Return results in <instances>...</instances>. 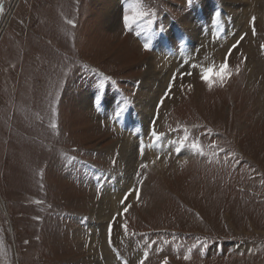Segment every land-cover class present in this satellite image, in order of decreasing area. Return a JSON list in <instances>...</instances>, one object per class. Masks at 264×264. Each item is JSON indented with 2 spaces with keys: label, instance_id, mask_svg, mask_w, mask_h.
Returning a JSON list of instances; mask_svg holds the SVG:
<instances>
[{
  "label": "rangeland",
  "instance_id": "1",
  "mask_svg": "<svg viewBox=\"0 0 264 264\" xmlns=\"http://www.w3.org/2000/svg\"><path fill=\"white\" fill-rule=\"evenodd\" d=\"M201 1L142 0L152 15L127 30L123 15L134 0H4L0 264H139L145 251L144 264H162L165 257L169 264H264L263 3L225 0L233 7L228 15ZM105 11H115V26L108 28ZM195 12L207 14L225 38L205 36L184 54L187 39L176 42L178 22ZM233 13L241 17L239 25L228 30ZM169 29L177 36H170L173 47L166 52L160 41ZM230 31L235 32L227 42ZM239 35L228 55L233 70L239 65V74L209 89L200 79L201 68L190 64L218 66ZM149 37L150 50L145 51ZM177 47L179 55H174ZM181 56L189 59L188 65ZM92 69L111 80H102ZM189 71L191 76L183 75ZM155 78L164 84L163 91H156L148 129L142 132L140 123L129 121L125 127L135 103L149 91L146 86L157 84ZM82 95H88L84 105ZM120 108L125 110L117 116ZM153 127L165 133V141L183 134L172 130L187 127L206 152L213 143L225 152L210 159L187 148L189 156H181L163 141L162 147H149ZM122 140L133 141L130 151L139 162H132L131 176L121 171ZM119 176H126V185ZM133 189L139 190V199L133 191L121 205ZM106 198L114 204L107 207L109 218L102 227L96 217ZM127 205L129 211L112 224L110 245L109 224ZM125 221L128 235L121 228ZM189 248L191 258L185 260Z\"/></svg>",
  "mask_w": 264,
  "mask_h": 264
},
{
  "label": "bare ground",
  "instance_id": "2",
  "mask_svg": "<svg viewBox=\"0 0 264 264\" xmlns=\"http://www.w3.org/2000/svg\"><path fill=\"white\" fill-rule=\"evenodd\" d=\"M105 1H110V2H112V0H105ZM231 1H233V0H231ZM234 1H238V0H234ZM221 2H223V4H222V6L224 7V12L226 11H228V10H230L229 9V7L230 6H227L225 3V0H221ZM196 6V5H195ZM201 6V5H200ZM263 6V5H262ZM107 8H109L108 7V5H107ZM230 8H232L233 9V7H230ZM248 9H250V8H248ZM252 9H253V7H252ZM262 9V8H261ZM241 10V9H240ZM244 9L242 8V11H243ZM247 10V9H246ZM245 10V11H246ZM115 11H105V16H108V20L106 21L107 22V25H108V28H111V26H115V24H116V16H115V13H114ZM116 14L118 15V12L116 11ZM232 14V11H228V15H231ZM234 15H235V13H233ZM244 14H246V13H244ZM222 15H223V13L222 14H220L219 13V18H217V20H218V22H219V19H220V22H221V20H222ZM249 15V14H248ZM212 17V16H211ZM218 17V16H217ZM243 17V16H242ZM210 18V17H209ZM234 18V19H233ZM240 18L241 17H239V14H238V17L236 18V15H235V17H232L231 18V20H230V24H229V26L227 25V23H226V25H227V29L228 30H232V29H234L235 27H237L238 25H239V20H240ZM223 19H224V17H223ZM213 20V19H212ZM226 20H228V19H225L224 21H226ZM214 21V20H213ZM115 22V23H114ZM210 22H211V18H210ZM215 22V21H214ZM217 22V24L218 25H220L219 23ZM242 22V21H241ZM245 24V23H244ZM214 25L215 24H213V27H214ZM243 25V24H242ZM178 26H179V29H178V31H177V33H180V35H179V37H178V40L176 41V42H178V41H180V39L179 38H181L182 36H184L186 39H187V42L185 43L186 45L183 47V48H181L182 50H183V53L185 54H187L189 51H188V49H191L192 47H194V44L195 45H199L202 41H203V39H204V37L205 36H208L209 35V33L211 32V30H212V26L209 24V20H208V17H207V14L205 15V13H202L201 15H199V13L198 12H195V14L192 16V15H185L181 20H179V22H178ZM244 26V25H243ZM113 28V27H112ZM178 28V27H177ZM244 28H245V26H244ZM214 29H216V28H214ZM220 29H223V28H220ZM170 30V29H169ZM168 31V30H167ZM229 32V31H228ZM231 32V31H230ZM224 33H225V31H224ZM204 34V36H202ZM170 36H177V34H176V30L175 29H173V30H170V31H168V35H165V37H163L162 39H161V41H160V46H161V48H164V51H168V50H166V49H168V48H172L173 46H170V44H169V42H170V40H171V37ZM151 37V36H150ZM224 37V36H223ZM177 46V45H176ZM159 50V49H158ZM174 50V49H173ZM179 47H177V48H175V50H174V52L176 53V54H174V55H179ZM194 52H195V50H193ZM193 52V53H194ZM250 52V51H249ZM193 53H190V54H193ZM161 54V53H160ZM165 54V53H164ZM171 54H172V52H171ZM189 54V53H188ZM166 55V54H165ZM160 56H162V55H160ZM164 56V55H163ZM167 56V55H166ZM158 59V58H157ZM164 59V58H163ZM169 59V58H168ZM175 59H176V57H175ZM161 60V59H160ZM166 61H167V59H166ZM158 62V61H157ZM165 62V61H164ZM250 62V61H249ZM255 63H256V61H254ZM253 63V62H252ZM167 65H168V62H167ZM188 67V66H187ZM252 67H254V66H252ZM167 68V67H166ZM164 69V68H163ZM173 69V68H172ZM254 69V68H253ZM261 70H262V67H261ZM165 71V70H164ZM172 71V70H171ZM260 71V70H259ZM263 71V70H262ZM158 72V71H157ZM166 73V72H165ZM164 73V74H165ZM163 74V73H162ZM159 76V75H158ZM169 77V76H168ZM167 77V78H168ZM155 81H157V84L155 85L154 84V88H152V87H149V86H146V88H147V91L148 92H146L145 94H144V99H143V101H141V102H137V103H135V105H134V107H133V117H134V113H135V118H133L132 117V119L130 118H126L125 120H126V122H124V126L126 127V123H127V121H129V123H132L133 122V125H135L136 126V124L137 123H140V126L142 125V127H141V130H142V132L145 130V129H148V127H149V122H150V120H151V118H152V115H153V108H154V102H155V100H156V98H157V93H156V91H159V90H161L162 89V87H163V84L164 83H162L163 82V79L161 80V78H155ZM145 84V83H144ZM166 85V84H165ZM140 87V86H139ZM156 87H157V90H156ZM162 91H163V89H162ZM156 94V97L154 96ZM162 94V93H161ZM194 94V93H193ZM82 105H84L85 103H88V101H87V98H88V95L86 96V95H82ZM131 104V103H130ZM131 107V106H130ZM132 116V115H131ZM150 117V118H149ZM146 118H148L147 119V121H146ZM145 120V122H143ZM153 120V119H152ZM152 122V121H151ZM123 126V127H124ZM151 126V125H150ZM127 127H128V124H127ZM133 128H135L134 126H133ZM128 131V130H127ZM147 132H148V130H146ZM150 132V131H149ZM129 133V132H128ZM139 133H141V132H139ZM145 136H147V133L145 134ZM131 138V137H130ZM152 139V138H151ZM120 142V141H119ZM150 142V141H149ZM121 143H122V145H121V148L119 149V151H120V158H121V162H119L120 164H121V166H122V164H123V169L121 170V171H125L126 172V174H129L130 175V173H131V171L133 172V166L135 167V165H133L132 166V162H133V164L134 163H137L138 162V159H135V160H137V162H135V160L133 161V157H134V152L133 151H130V150H133L134 148H133V141H129V140H126V141H124V140H122L121 141ZM139 143V142H138ZM169 145V144H168ZM138 146V145H137ZM141 146V145H140ZM139 146V147H140ZM162 147V146H161ZM169 147V146H168ZM135 148H137V147H135ZM164 148V147H163ZM162 151V150H161ZM161 151H159V152H161ZM153 152V151H152ZM129 153H130V156H128L129 155ZM137 154V153H136ZM189 151H187V150H183L181 153H180V155L181 156H189ZM136 156V155H135ZM119 158V157H118ZM136 158V157H135ZM129 160L131 161L130 162V164H129ZM139 163V162H138ZM119 164V165H120ZM156 164V163H155ZM139 165V164H138ZM158 165V164H157ZM157 165H156V167H157ZM160 165V164H159ZM162 165V164H161ZM136 167H137V164H136ZM119 168V167H118ZM131 168H133L132 170H131ZM137 169V168H136ZM118 170V169H117ZM168 170V169H167ZM130 172V173H127V172ZM135 172V171H134ZM170 172V171H169ZM122 173V172H121ZM115 174V173H114ZM125 174V175H126ZM128 175V176H129ZM132 175V174H131ZM130 175V176H131ZM130 176H129V178H130ZM120 177V176H119ZM126 177V176H125ZM125 177H123V176H121L120 177V181L122 180L123 181V183H122V185H126V180L124 181V179H125ZM129 178H127V179H129ZM163 180V179H162ZM120 181H118L117 183V185L116 186H119L120 185ZM121 181V182H122ZM105 182V181H104ZM128 182V181H127ZM115 185V184H114ZM107 186V185H106ZM115 186V187H116ZM127 186H128V183H127ZM104 187V186H103ZM117 188V187H116ZM114 189V188H113ZM108 191V190H107ZM114 193V192H113ZM112 196V195H111ZM118 196H120V195H118ZM108 197V196H107ZM115 197H116V195H115ZM116 201V200H115ZM114 204V203H113ZM111 202H109L108 201V199L106 198V199H102V202L99 204V207H98V211H97V217H96V219H99L100 220V224L102 223V225H100V226H102V227H104L105 225H106V221L108 220V218H109V215L108 216H106L105 215V211L108 209V208H110V207H112V205H113ZM109 206V207H108ZM108 207V208H107ZM111 209H113V208H111ZM111 214V213H110ZM109 222V221H108ZM106 228V227H105ZM104 228V229H105ZM106 230V229H105ZM110 255L106 252V250H105V260H107V262L110 260Z\"/></svg>",
  "mask_w": 264,
  "mask_h": 264
},
{
  "label": "snow or ice",
  "instance_id": "3",
  "mask_svg": "<svg viewBox=\"0 0 264 264\" xmlns=\"http://www.w3.org/2000/svg\"><path fill=\"white\" fill-rule=\"evenodd\" d=\"M192 2H193V0H188L189 4H191ZM4 12H5L4 0H0V14H4ZM151 15H152V13L150 11L145 10L142 7V0H134V3L129 5L128 9H126V11L123 15L124 27L127 30H131V28L134 24L138 23L141 20L146 19L147 17H149ZM252 19L254 22L255 17H253ZM148 22H149V24L151 23L150 20ZM68 23L72 24L73 22L68 21ZM232 47L235 48L236 45H233ZM261 48L264 49V45H261ZM143 49L145 51H149L150 50V42H145L143 44ZM230 53H231V50H229V53H227L225 55L223 61L218 66L215 64V62H213L211 64V66H209V67H201L200 65H198L196 63H191L190 67L193 69H196L198 67L201 68L200 79L207 85V87L209 89H212L216 83H219L220 86H223V84L228 79H230L233 74H239V72H240L239 65H237L234 70L230 66V64L228 62V55H230ZM188 64H189V59L185 58L183 61V65H188ZM183 65H181V67H183ZM84 67H87V65H85ZM92 71L97 72V74L101 76L102 80H111V77H104L103 74L99 73L96 69H92ZM192 74L193 73L190 71L183 73V75H187V76H191ZM175 78L176 77H173V83L175 81ZM111 82L113 84L115 83V81H111ZM187 87L190 90L192 88V85H188ZM171 88H172V83L169 84L168 89L165 92V98H167V96L169 95ZM163 102L164 101L162 99L160 101V104L162 105ZM124 110H125L124 108H120L119 111L116 112L115 114L117 116H119ZM51 126L53 128L57 127V125L55 123H53ZM172 131L182 132L183 134L178 139L165 141L164 140L165 133H159L153 127V130L151 131L152 142L148 146L149 147H156L157 145L162 146L161 142L163 141L165 143H168L169 146L172 147L173 150L177 154L181 153L185 148H187L194 155L207 156L210 159H211V157L218 156L220 152H225V150L223 148H220L215 143L208 146L212 151L206 152L205 146L200 142V139L198 137L193 138L187 127H184L182 129L177 128V129H174ZM209 133H210V130H209ZM143 152H144V148L142 147L141 148V155H143ZM72 159H75V158L73 157ZM157 159H159V156L157 157ZM113 163H115V161H113ZM153 163H154V161H153ZM140 167L142 169L147 168V164H141ZM138 175H139V173H138ZM133 191L136 193L137 199H139V190L133 189V190H130L129 193L125 194L124 198L120 201L121 205L125 204V201L127 200L128 196L131 195ZM130 207H131V205H127V206L123 207L122 212H118L113 216V219L109 224V244L110 245H111L112 224L115 223L118 216H122L124 213H127L129 211ZM121 228H123L125 235L129 234L128 233V225H127L126 221L124 224L121 225ZM132 235H135V233H132ZM25 243H27V241H25ZM0 247H2V242H0ZM193 247H195V245ZM191 252H192V249L189 248L188 253L185 254V256H184L185 260H188L191 258V255H190ZM147 258H148V252L145 251L144 257H143V259L140 260L139 264H144V262ZM124 264H127V262L125 261ZM162 264H169L167 257H165Z\"/></svg>",
  "mask_w": 264,
  "mask_h": 264
}]
</instances>
